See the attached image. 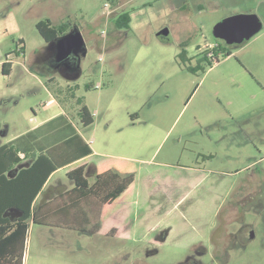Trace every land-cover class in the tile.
<instances>
[{"label":"rangeland","instance_id":"rangeland-1","mask_svg":"<svg viewBox=\"0 0 264 264\" xmlns=\"http://www.w3.org/2000/svg\"><path fill=\"white\" fill-rule=\"evenodd\" d=\"M202 1L180 9L182 0H0V147L39 153L79 131L88 139L92 129L67 92L78 86L94 120L107 109L121 128L116 152L146 160H127L134 198L126 220L112 224L117 236L32 223L24 264H264V29L212 69L188 72L177 62L181 44L196 66L199 49L211 52L206 46L218 41L214 26L236 12L226 0L198 8ZM123 12L132 22L118 29ZM47 19L82 33L75 72L53 62L37 30ZM166 29L168 42L160 38ZM20 40L25 54L17 55ZM128 112L148 122L132 125ZM75 168L56 173L45 193L71 189Z\"/></svg>","mask_w":264,"mask_h":264},{"label":"trees","instance_id":"trees-1","mask_svg":"<svg viewBox=\"0 0 264 264\" xmlns=\"http://www.w3.org/2000/svg\"><path fill=\"white\" fill-rule=\"evenodd\" d=\"M109 1L114 4L119 0ZM131 22V13L123 12L113 23L118 29H126ZM37 30L49 44L70 33L72 28L68 23L56 26L47 19L37 24ZM217 40L218 44L211 52L205 50L198 55L196 66L191 65L193 58L188 54L186 43H182L177 56L178 64L188 72L197 74L212 67L220 58L230 56L235 45ZM17 47V55L25 53L23 40H20ZM8 56L2 65V74L6 76L12 70ZM92 87V84H86L85 89L90 90ZM77 89L78 86H71L67 92L72 100H76L81 125L86 128L94 123V116L84 98L76 97ZM79 140H82L81 137L75 136L57 147L39 153L22 150L14 143L0 147V264H24L32 223L79 232H87L90 226L98 227L113 237L120 233L119 228L112 224L126 220L128 208L133 202L136 175L133 162L110 161L103 164L97 168L93 183L86 178L85 167L81 166L67 173V178L73 182L72 189L50 202H36L55 171L91 153L86 145L82 151ZM56 152L60 157L55 155ZM27 159H31L30 165L16 173L15 169ZM14 211L17 215L12 219L8 213ZM109 226L114 227L108 231Z\"/></svg>","mask_w":264,"mask_h":264},{"label":"crops","instance_id":"crops-1","mask_svg":"<svg viewBox=\"0 0 264 264\" xmlns=\"http://www.w3.org/2000/svg\"><path fill=\"white\" fill-rule=\"evenodd\" d=\"M208 2L209 3H213V4L216 2L217 4L221 5V3L224 2V0H208ZM226 2H228V4H230V6H231V4H233V6L235 7L234 9L236 10V12L232 16L238 15V14H257L258 17L260 18L261 17V13L260 12H262V10H264V0H226ZM187 3H188V0H182V3H181L182 5L180 6V9H186L187 8ZM204 4H205V0H203L201 2V5H198V8H203ZM242 7H244V8H242ZM241 8H242V10H241ZM263 15H264V12H263ZM229 17H231V16H229ZM261 18H260V20H261ZM262 23H263V29H264V22H262ZM5 30H6V33H8L7 26H6ZM160 38H161L162 41L165 40V42L170 41L171 40L170 31L168 29L164 30V37L161 36ZM245 43H247V41ZM217 44L218 43L215 42V43L212 44L213 46L209 45V46H206V47L212 48V47L216 46ZM240 46L241 45H238V46L235 45V46L232 47V49L236 48V47H240ZM202 51H203V49H199L200 53ZM232 55H234L233 51H232V54L230 56H232ZM230 56H228V57H226L224 59H227ZM9 61H11V60H9ZM219 62L215 63L212 67H210V69H212L214 66L219 64ZM3 63H2V65H3ZM169 72H170V76H174V72H173V68L172 67H170ZM166 78L169 79V75H167L165 78L162 79L163 82H164V79H166ZM162 108H164V109L161 110V115H163V117L165 118L167 116V111L169 110V108H167L166 106H164ZM95 114H96V117H95L94 123L91 126H89V127H86V128L84 127L85 131H88V129H92L88 133L89 134V138L88 139H87V137H85L83 135V133H81V131H79V133L72 134V135H70L68 137H65L64 139H62L56 145L51 146V147L43 150V151H47V150H50V149H52L54 147H57L59 144L63 143L64 141H67V140H69V139H71V138H73L75 136L81 137L82 140H79L78 144L80 145L82 151L85 149L84 145H86V146H88L91 149V153L89 155L85 156V157H82V158H80L78 160L73 161L72 163H70L69 165H67V166H65V167H63L61 169L71 168L72 166H76L75 169H77V168H79L81 166H84L85 167V173H88V174L92 173V176H94V180H95V173H96L97 168L102 166L103 164L108 163L110 161L130 162V161H127V160H129V159L133 160L134 159L132 157H126V155H123L122 153H117L116 152L117 148L120 147L119 145L121 143V135H120L121 128L118 127V129H117L116 128L117 125H115L116 122L113 123L112 120L111 121L109 120L110 119V113L108 112V110L107 109H100L99 111H96ZM127 115H129L131 117V121H132L131 124L132 125H137V124H139L141 122H144V121L148 122V119L143 117L138 112L137 113H133V114L128 112ZM113 121H115V120L113 119ZM60 130H61V128H60ZM114 130H116L117 132L115 131L113 133ZM169 132L170 131L166 132V137L169 136ZM43 151H41V152H43ZM55 155L57 157H60L58 152H56ZM134 160L137 161V162L138 161H140V162H142V161L145 162L146 161L144 159H139V158H135ZM152 161L153 160H149V162H152ZM30 163H31V159L25 160L21 165H19L15 169L16 173L19 171V169L28 167L30 165ZM161 164H168V163L167 162H162ZM61 169H58L57 171H55L50 176V178L48 179L46 184L44 185L41 193L39 194V196H38V198L36 200V202L38 204H44V203L50 202L55 197H57L58 195L63 194L66 191L70 190V189H68V190L66 189V190H63V191H57V189H60V188H56V187L53 186L52 188L47 190V192L45 193V190L51 184L52 178ZM75 169H73V170H75ZM73 170H71V171H73ZM71 171H69V172H71ZM93 182H91V183H93ZM44 193H45L44 200H42L40 202V199H41L40 196H42ZM10 213H8V214H10ZM16 215L17 214L15 212V216Z\"/></svg>","mask_w":264,"mask_h":264},{"label":"water","instance_id":"water-1","mask_svg":"<svg viewBox=\"0 0 264 264\" xmlns=\"http://www.w3.org/2000/svg\"><path fill=\"white\" fill-rule=\"evenodd\" d=\"M263 29V23L256 14H238L224 19L214 27L216 39L224 41L227 45H242L257 35ZM52 47L51 55L55 65H65V70H77L76 49L86 46L85 39L79 30H72L65 36L59 37L49 43ZM65 73V72H64ZM67 73V72H66ZM69 79L71 74H65Z\"/></svg>","mask_w":264,"mask_h":264},{"label":"flooded vegetation","instance_id":"flooded-vegetation-1","mask_svg":"<svg viewBox=\"0 0 264 264\" xmlns=\"http://www.w3.org/2000/svg\"><path fill=\"white\" fill-rule=\"evenodd\" d=\"M252 230V229H251ZM183 264H201L200 261H198L196 258L192 257L190 259H188L185 263Z\"/></svg>","mask_w":264,"mask_h":264},{"label":"built area","instance_id":"built-area-1","mask_svg":"<svg viewBox=\"0 0 264 264\" xmlns=\"http://www.w3.org/2000/svg\"><path fill=\"white\" fill-rule=\"evenodd\" d=\"M215 47V46H214ZM98 88H100V85H98Z\"/></svg>","mask_w":264,"mask_h":264},{"label":"bare ground","instance_id":"bare-ground-1","mask_svg":"<svg viewBox=\"0 0 264 264\" xmlns=\"http://www.w3.org/2000/svg\"><path fill=\"white\" fill-rule=\"evenodd\" d=\"M216 46H217V45H216ZM216 46H215V47H216ZM215 47H214V48H215Z\"/></svg>","mask_w":264,"mask_h":264}]
</instances>
